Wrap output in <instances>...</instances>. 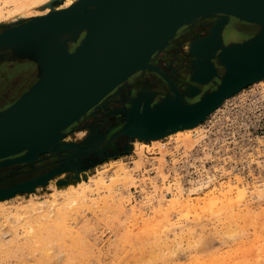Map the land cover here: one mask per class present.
I'll list each match as a JSON object with an SVG mask.
<instances>
[{"label": "rangeland", "instance_id": "rangeland-1", "mask_svg": "<svg viewBox=\"0 0 264 264\" xmlns=\"http://www.w3.org/2000/svg\"><path fill=\"white\" fill-rule=\"evenodd\" d=\"M66 2L52 0L38 11ZM33 17L3 19L0 28ZM212 20L197 35L182 36L174 51L190 56L189 44ZM237 21L236 33L227 22V39L240 37L242 25L253 29ZM233 98H264V80L223 103ZM124 108L94 122V107L65 129L58 152L0 166V189L60 169L45 183L0 198V264H264V127L224 144L201 134L211 112L195 130L152 142L115 133ZM167 153L184 162L189 177ZM120 166L124 171L116 172ZM80 179L86 191L70 195L65 188Z\"/></svg>", "mask_w": 264, "mask_h": 264}, {"label": "water", "instance_id": "water-1", "mask_svg": "<svg viewBox=\"0 0 264 264\" xmlns=\"http://www.w3.org/2000/svg\"><path fill=\"white\" fill-rule=\"evenodd\" d=\"M215 13L223 17L201 57L207 68L191 76L199 83L216 77L214 88L191 101L178 95L155 98L143 92L124 108V122L115 133L147 139L184 123L202 121L214 104L264 73V0H76L68 8L4 28L0 31L4 47L15 40L42 42L37 36L40 32L67 39L50 44V55L62 57L55 59L48 73L42 74L39 60L26 55L37 62L39 77L0 109V166L47 152L43 147L50 143L48 137L60 130L65 134L68 126L137 69L159 70L149 58L182 25ZM229 17L257 28L224 43L222 35ZM82 29L85 33L80 43L69 51L68 35ZM194 94L192 87L189 95ZM67 144V149L75 145ZM59 170L2 188L0 198L45 183Z\"/></svg>", "mask_w": 264, "mask_h": 264}, {"label": "flooded vegetation", "instance_id": "flooded-vegetation-1", "mask_svg": "<svg viewBox=\"0 0 264 264\" xmlns=\"http://www.w3.org/2000/svg\"><path fill=\"white\" fill-rule=\"evenodd\" d=\"M216 14L199 17L191 24L182 25L176 31L174 37L169 40L168 44L162 49L154 52L149 58L148 62L156 66L159 70H148L147 68L137 69L125 80L124 85L119 89L116 88L119 90L118 94H120L121 98H116L117 90L113 89L110 92H113L112 95L104 97L95 106L96 111L99 112L94 115V122L106 116H114V114L120 112V110L127 105V103L124 102L127 96L136 97L139 93L145 92L153 94L155 98L164 95H178L183 100L191 101L199 94L213 89L215 86L213 79L216 80V77L202 83L189 79V74L192 73L191 57H184L182 54L174 51V46L177 45L182 36L191 33V31L193 32V30H196L197 33L195 35H197L213 17H216ZM229 23L230 26L233 27L234 32H238L236 28L238 29L240 22L233 17H229L227 25H229ZM243 27L242 25V28H239L240 32L241 34L247 35V29L244 30ZM252 27V30H254V26ZM2 30L3 29L0 28V31ZM83 33L84 30L82 29L75 34L68 35L67 48L69 51L76 48L80 43ZM222 39L224 43L230 40L224 35H222ZM34 73L37 75V67L34 61L15 56L10 47H3L0 49V98H2L0 99V108L5 104L4 101L2 102L3 99L16 98L24 91L26 85L34 79ZM188 85H192V87L196 89L195 95H189L192 88H190V86L188 88ZM106 102L107 104L105 105L104 103ZM88 120H92V118Z\"/></svg>", "mask_w": 264, "mask_h": 264}, {"label": "bare ground", "instance_id": "bare-ground-1", "mask_svg": "<svg viewBox=\"0 0 264 264\" xmlns=\"http://www.w3.org/2000/svg\"><path fill=\"white\" fill-rule=\"evenodd\" d=\"M50 1H52V0H3V3L0 2V21L2 22V20L4 19V22L11 23L14 21L17 22V20L23 19L25 17H33V16L38 17L41 15H45L46 13H48L51 10H49L46 13H40L38 11V8L41 5H44L45 3H48ZM75 1L76 0H67V2L61 8H58V10H62V9L70 7ZM9 5H11L13 7L11 10H7V7ZM54 10H56V9L54 8ZM207 16H211V15H207ZM221 17H223V14L217 13L216 17H213L212 24L210 25L211 27H209V31L207 30V32L200 34L199 36H196V38L193 39L191 41V43L189 44L190 56L192 57V62H193L192 63V67H193L192 74H194L195 72L199 73L200 68H202V69L204 67L207 68V66L203 63L201 57L204 54L212 36L216 30V27L219 24V20ZM245 24L250 25L248 23H245ZM252 26H254V28H257L256 25H252ZM249 29H251V28H249ZM249 29H247L246 31L247 32L253 31V30H249ZM37 36L40 39H42V42L41 41L40 42H34V41L22 42L20 40H15V41L10 42V45H11L10 48H11V51L13 52V54H18V56L19 55H29V56H33L36 59H38L40 62V66H41V72H42V74H45V73H48L55 66V61L59 60L62 57V56H56L55 58H53L52 55H50V44H54L55 42L57 43V41L59 42L58 44H60L63 41H66L67 38L66 39L64 37L61 38L60 36L54 37L53 35H47L46 33H43V32L37 33ZM230 39H232V38H230ZM169 40H168V42H169ZM168 42L166 43V45L168 44ZM4 46L5 45L0 44V48H3ZM57 57H58V59H57ZM125 80L120 82L114 89H116V88L119 89L122 85H124ZM263 80H264V73L259 78L254 79L251 83L257 82V81H263ZM189 86L190 85H188V88H189ZM190 88H192V85L190 86ZM117 91H119V90H117ZM109 93L106 96L111 95L113 92L110 94ZM229 96H231V95L225 96L223 99L221 97L220 100L221 99L222 100L220 102L218 101L219 102L218 104L217 103L214 104L209 109V111L206 112V115L204 114L205 115L204 119L206 118V116H208V114H210L215 109H217L219 107V105L221 103H223V101ZM200 121L199 120L195 121L191 125H188V123L181 124L179 126L168 129L164 132H161L159 135L148 137L147 140H151L152 142H155V141L160 140L161 138L171 136L172 134L173 135L174 134H177V135L186 134L189 131H193L197 127H199L197 124L200 123ZM64 137H65V134L62 133V130L57 131L52 136L48 137V139H46V140H51V141L49 144H45L43 149L45 151H47L48 153L58 152L63 146L62 143L64 142ZM38 158H39V154H38V152H36L31 157H29L27 159H21L18 162L23 163V162L35 161ZM121 167L122 166H120V168L117 167L118 170H115V171L116 172H123L124 170ZM117 168H115V169H117ZM81 180L82 179H80V181L77 180L76 184H74V183L71 184L70 186L67 187V189L65 188V190H68V193L70 195L77 194L79 188H81V190L83 189L86 191V189H85L86 186L83 183V181H81ZM63 188L64 187H61L62 190H63Z\"/></svg>", "mask_w": 264, "mask_h": 264}, {"label": "built area", "instance_id": "built-area-1", "mask_svg": "<svg viewBox=\"0 0 264 264\" xmlns=\"http://www.w3.org/2000/svg\"><path fill=\"white\" fill-rule=\"evenodd\" d=\"M249 123V124H248ZM205 137L215 138L218 142L231 144L236 138L255 135L253 131L264 127V98H233L225 101L211 116L204 122ZM252 127V129H250ZM237 136V137H236ZM203 136V143L206 138ZM164 147V142L162 143ZM178 157V155H173ZM167 161L172 163V167L178 169L182 176H190L189 170H185L182 160L173 163L172 155L166 154Z\"/></svg>", "mask_w": 264, "mask_h": 264}, {"label": "crops", "instance_id": "crops-1", "mask_svg": "<svg viewBox=\"0 0 264 264\" xmlns=\"http://www.w3.org/2000/svg\"><path fill=\"white\" fill-rule=\"evenodd\" d=\"M84 30V33H85V29H83ZM84 33H83V36H84ZM72 51V50H71ZM14 55H16V56H18V54H14ZM22 59H27V60H30V61H34V63L36 64V67H37V75L35 76V78L34 79H32L27 85H26V87H25V89H24V91L39 77V70H38V66H37V62L34 60V59H32V58H30V57H28V56H26V55H19ZM23 91V92H24ZM23 92H21L19 95H18V97L23 93ZM18 97H16V98H9V99H3L2 100V102L4 101L5 102V104L0 108V109H3V108H5V107H7V106H9L13 101H15Z\"/></svg>", "mask_w": 264, "mask_h": 264}]
</instances>
